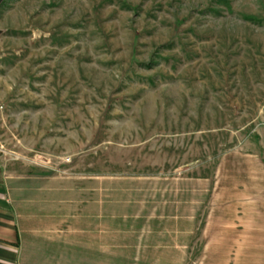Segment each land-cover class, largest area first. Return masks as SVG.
<instances>
[{
	"label": "rangeland",
	"instance_id": "1",
	"mask_svg": "<svg viewBox=\"0 0 264 264\" xmlns=\"http://www.w3.org/2000/svg\"><path fill=\"white\" fill-rule=\"evenodd\" d=\"M0 138L27 264H264V0H0Z\"/></svg>",
	"mask_w": 264,
	"mask_h": 264
},
{
	"label": "crops",
	"instance_id": "2",
	"mask_svg": "<svg viewBox=\"0 0 264 264\" xmlns=\"http://www.w3.org/2000/svg\"><path fill=\"white\" fill-rule=\"evenodd\" d=\"M8 186L0 169V264H27L22 252L24 226Z\"/></svg>",
	"mask_w": 264,
	"mask_h": 264
},
{
	"label": "built area",
	"instance_id": "3",
	"mask_svg": "<svg viewBox=\"0 0 264 264\" xmlns=\"http://www.w3.org/2000/svg\"><path fill=\"white\" fill-rule=\"evenodd\" d=\"M5 146V142L0 138V160H2L4 156L8 154V150L5 148Z\"/></svg>",
	"mask_w": 264,
	"mask_h": 264
}]
</instances>
